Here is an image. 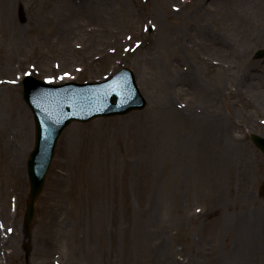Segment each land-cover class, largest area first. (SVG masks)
<instances>
[{
    "label": "rangeland",
    "instance_id": "374dc122",
    "mask_svg": "<svg viewBox=\"0 0 264 264\" xmlns=\"http://www.w3.org/2000/svg\"><path fill=\"white\" fill-rule=\"evenodd\" d=\"M258 49L264 0H0V264H264ZM123 66L147 106L65 130L27 236L36 129L7 82Z\"/></svg>",
    "mask_w": 264,
    "mask_h": 264
},
{
    "label": "water",
    "instance_id": "95a60500",
    "mask_svg": "<svg viewBox=\"0 0 264 264\" xmlns=\"http://www.w3.org/2000/svg\"><path fill=\"white\" fill-rule=\"evenodd\" d=\"M264 50L259 51L257 56H263ZM25 91V98L31 104L38 122L37 146L31 156V191L26 212V226L31 227L36 204L43 189L45 176L49 169L57 140L62 131L74 119L88 120L99 114L126 113L134 108H142L145 100L142 96H131L120 81H109L91 87L72 85L68 89L54 88L52 85L34 82ZM28 85V82H27ZM37 90L44 93V100L37 103L32 96ZM40 95H43V94ZM37 99V98H36ZM40 101V99H38ZM104 106L103 112H95ZM46 108V110H45ZM76 112L79 115L72 114ZM92 111L89 117H85ZM64 114L62 116V114ZM253 140L264 149V138L252 134Z\"/></svg>",
    "mask_w": 264,
    "mask_h": 264
}]
</instances>
